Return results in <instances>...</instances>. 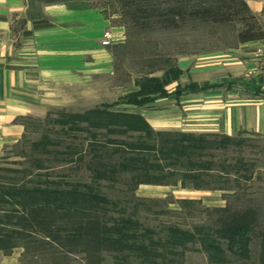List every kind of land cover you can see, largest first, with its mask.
<instances>
[{
  "label": "rangeland",
  "instance_id": "obj_1",
  "mask_svg": "<svg viewBox=\"0 0 264 264\" xmlns=\"http://www.w3.org/2000/svg\"><path fill=\"white\" fill-rule=\"evenodd\" d=\"M41 1L93 9L108 26L100 51L39 90L43 102L15 117L22 131L6 142L0 88V264H264V126L189 132L183 110L189 99L225 109L231 90L238 107L260 96L264 40L256 70L232 73L228 59L249 25L262 40L264 23L193 15L214 0ZM170 117L179 122L159 120ZM160 137L181 141L179 152ZM63 190L79 204L65 194L68 210L54 209Z\"/></svg>",
  "mask_w": 264,
  "mask_h": 264
},
{
  "label": "crops",
  "instance_id": "obj_2",
  "mask_svg": "<svg viewBox=\"0 0 264 264\" xmlns=\"http://www.w3.org/2000/svg\"><path fill=\"white\" fill-rule=\"evenodd\" d=\"M243 2L257 21L264 23V0H243ZM57 7L59 6L47 5L41 0H0V81L2 82L0 88H5V104H8L5 116L10 123L13 122L10 124L12 126L5 130L7 137L5 142L12 139L13 133L22 131L21 125L14 124L15 117L34 110L38 103L43 102V97L37 99L39 90L47 95L46 90L49 87L62 86L63 77L69 79L72 76L76 77L79 65L87 62V58H91L95 50L100 51L97 49L100 46L96 39L108 26L103 16L95 14L94 10L89 8L85 10L67 8L61 11V6ZM18 20L22 24L17 34L20 47L14 48V38L11 33H13V24ZM263 40L264 37L258 41L239 43L235 49H232L228 61L235 64L230 66V71L235 72L242 63L245 68L256 70L254 54L261 45L258 43ZM260 68L262 69L261 66ZM261 76L263 82L259 84L260 96L252 98V95L246 94V102L242 107L237 106V91L234 94L233 90L227 96L230 102L225 109L217 107V104L216 106L201 104L199 99H196L198 106L195 107L196 100L189 99L187 102H193V106L183 108L184 111L186 110L185 113H188L185 117L188 126L195 128L189 132L232 134L239 129V120H243L240 125L245 123L249 129L253 127L258 129L255 132L262 133L264 72ZM233 79L235 78H229L230 83ZM224 81L221 79L219 83ZM221 95L213 98L218 100V96ZM234 102L236 106L233 105ZM169 119L179 122L178 117L159 118L160 121ZM167 123L174 125V122L167 121Z\"/></svg>",
  "mask_w": 264,
  "mask_h": 264
},
{
  "label": "trees",
  "instance_id": "obj_3",
  "mask_svg": "<svg viewBox=\"0 0 264 264\" xmlns=\"http://www.w3.org/2000/svg\"><path fill=\"white\" fill-rule=\"evenodd\" d=\"M214 2L216 3V6L197 8L198 10H196L193 15L199 18H202V19H208V20L217 22V21H226V20H230L233 18L239 19V17L244 13V16L241 17L243 22L244 20L246 21L248 19H250L251 21L254 20V16L250 14L243 0H214ZM177 14H181V12H178ZM252 30H253V26L249 25L246 31L239 35L240 41L246 42V41H252V40H257V39L262 38V34H259V33L251 34ZM104 113L107 116H115V117H121V118L128 117V115H125V114H115V113H107V112H104ZM137 118H139V116ZM142 122L144 121L142 120ZM162 138L163 137H160V141H158V143L169 145L172 147L171 150L175 152H179L181 141H177L176 139L171 140V139H162ZM165 149H170V148H165ZM59 192H61V194ZM55 194L60 195L56 197V200H57L61 198V196H65V194H68L71 197L75 196L77 195V192L71 191V190H63V191H57V193L55 192ZM63 198L64 197H62L61 199ZM61 199L53 203L54 205L53 208L54 209L60 208V209L68 210L67 208L68 206H65L63 203V200ZM70 203L79 204L78 199L73 198V197L71 198ZM69 210H71V208H69Z\"/></svg>",
  "mask_w": 264,
  "mask_h": 264
},
{
  "label": "built area",
  "instance_id": "obj_4",
  "mask_svg": "<svg viewBox=\"0 0 264 264\" xmlns=\"http://www.w3.org/2000/svg\"><path fill=\"white\" fill-rule=\"evenodd\" d=\"M111 36L112 35L109 31H105L102 35V44L105 46L109 45L112 39Z\"/></svg>",
  "mask_w": 264,
  "mask_h": 264
}]
</instances>
